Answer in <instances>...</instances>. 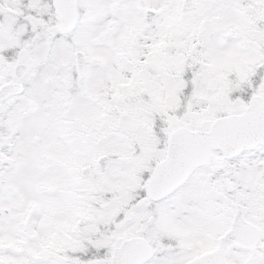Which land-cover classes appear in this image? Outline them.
I'll list each match as a JSON object with an SVG mask.
<instances>
[{
    "label": "snow or ice",
    "instance_id": "1",
    "mask_svg": "<svg viewBox=\"0 0 264 264\" xmlns=\"http://www.w3.org/2000/svg\"><path fill=\"white\" fill-rule=\"evenodd\" d=\"M0 264H264V0H0Z\"/></svg>",
    "mask_w": 264,
    "mask_h": 264
}]
</instances>
